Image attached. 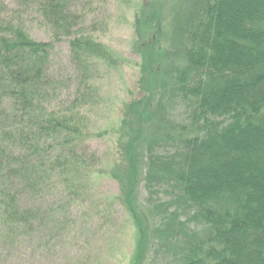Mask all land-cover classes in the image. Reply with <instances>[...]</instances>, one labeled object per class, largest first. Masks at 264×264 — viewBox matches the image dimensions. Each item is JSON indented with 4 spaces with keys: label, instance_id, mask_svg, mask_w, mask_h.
<instances>
[{
    "label": "trees",
    "instance_id": "16d2710c",
    "mask_svg": "<svg viewBox=\"0 0 264 264\" xmlns=\"http://www.w3.org/2000/svg\"><path fill=\"white\" fill-rule=\"evenodd\" d=\"M33 1L57 41H69L83 79L89 60L114 65L71 11L83 0ZM151 1L140 10L146 16L139 23L146 29L138 43L140 92L127 106L120 159L109 174L135 228L129 264H264V0H198L176 30L175 18L165 29L146 10ZM51 49L17 25H0V239L9 245L23 230L40 232L34 230L40 221L55 224L57 212L67 230L71 207L83 202L68 197L83 190L74 181L92 171L83 151L92 138L83 109L95 105L97 90L86 87L64 109L53 107ZM174 77L172 99L186 121L169 125L159 108ZM50 172L64 174L68 194ZM141 183L144 203L135 197ZM51 186L63 196L55 211L26 210L25 191L39 196ZM149 248L159 256L151 263Z\"/></svg>",
    "mask_w": 264,
    "mask_h": 264
},
{
    "label": "rangeland",
    "instance_id": "374dc122",
    "mask_svg": "<svg viewBox=\"0 0 264 264\" xmlns=\"http://www.w3.org/2000/svg\"><path fill=\"white\" fill-rule=\"evenodd\" d=\"M193 3L197 4L198 0H152L146 4V10H154V16L157 14L161 18L165 29L171 24V17L175 18L177 23L170 28L174 26L176 30L180 29L182 19L192 9ZM142 8L143 0H83L73 4L71 11L81 16L83 29L90 31L92 39L102 43L115 60L112 66L89 60L90 76L83 79L79 68L72 61L69 41H57L53 26L39 12L37 3L33 0H0V25H17L31 39L52 47L47 76L51 81L48 101L51 97L53 107L64 109L81 93H85L86 87L96 89L98 93L95 105L83 109L92 137L84 141L83 145L86 147L83 151L92 171L89 174L85 172L84 179L81 177L74 181L76 191L81 188L83 190L77 196H68L83 197L80 205L71 207L70 227L62 230L59 225L61 216L57 212L55 216L58 225L52 219L49 224L40 221L34 227V230L40 232L31 234L23 230L22 236L14 245L5 242V237L1 238L0 264H129L135 248V228L120 204L119 186L109 174L114 171L120 159L121 146L118 139L127 106L140 92L142 53L138 50V43L146 36L145 27L139 25L146 17L145 12L140 11ZM166 52L170 50L167 49ZM174 80L175 77L171 84H165V92L161 91L163 107L159 108V115L169 125L184 124L186 121L181 103L172 99L176 86ZM86 82L88 83L84 84ZM85 131L88 132L87 129ZM78 150L82 154L83 151ZM165 152L163 149L162 153ZM49 174L52 181L58 183L61 191L68 194L60 178L64 174ZM18 178L24 180L26 176L19 175ZM22 197L21 201L27 207L26 210L37 207L41 209V215L55 211L57 197L63 196L58 187L51 186L45 187L39 196L25 191ZM135 197L140 203H144V198L148 197L143 184ZM39 204L43 207H39ZM67 214L69 216L68 211ZM155 254L149 248L147 263L159 259Z\"/></svg>",
    "mask_w": 264,
    "mask_h": 264
}]
</instances>
